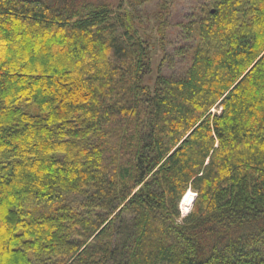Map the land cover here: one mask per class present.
<instances>
[{"label":"trees","instance_id":"obj_1","mask_svg":"<svg viewBox=\"0 0 264 264\" xmlns=\"http://www.w3.org/2000/svg\"><path fill=\"white\" fill-rule=\"evenodd\" d=\"M148 1L0 0V264H264V0Z\"/></svg>","mask_w":264,"mask_h":264},{"label":"rangeland","instance_id":"obj_2","mask_svg":"<svg viewBox=\"0 0 264 264\" xmlns=\"http://www.w3.org/2000/svg\"><path fill=\"white\" fill-rule=\"evenodd\" d=\"M162 0H149L144 5L139 6L137 8L138 15L143 19L146 20V24L149 21L154 20L155 14L158 12L159 4ZM171 3V18L180 20L183 19L185 15H187L190 12V8L194 7L198 0H172ZM176 43V42H175ZM175 43H172L170 46L168 45V51L171 53V58H173L174 64H171V66L166 65L164 72L165 73H172V72H182V68L184 67V64L186 63V57L185 56H175L172 57L174 54L177 53L176 48H180V45H176ZM179 44H182V42H179ZM157 58H155L154 61H156ZM156 63L154 62V66ZM214 111H217L215 109ZM192 207V206H191ZM182 216L186 215L190 209L187 210V208H181Z\"/></svg>","mask_w":264,"mask_h":264},{"label":"bare ground","instance_id":"obj_3","mask_svg":"<svg viewBox=\"0 0 264 264\" xmlns=\"http://www.w3.org/2000/svg\"><path fill=\"white\" fill-rule=\"evenodd\" d=\"M195 195L196 194L194 192L190 193L189 197L183 202L182 208H187V210L190 209Z\"/></svg>","mask_w":264,"mask_h":264},{"label":"water","instance_id":"obj_4","mask_svg":"<svg viewBox=\"0 0 264 264\" xmlns=\"http://www.w3.org/2000/svg\"><path fill=\"white\" fill-rule=\"evenodd\" d=\"M194 200V199H193Z\"/></svg>","mask_w":264,"mask_h":264}]
</instances>
